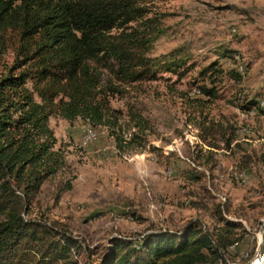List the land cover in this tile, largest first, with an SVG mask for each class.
Here are the masks:
<instances>
[{"label":"rangeland","instance_id":"374dc122","mask_svg":"<svg viewBox=\"0 0 264 264\" xmlns=\"http://www.w3.org/2000/svg\"><path fill=\"white\" fill-rule=\"evenodd\" d=\"M146 10L139 24L150 39L146 57L185 58L187 69L128 85L105 72L100 124L51 116L53 151L63 162L29 218L65 224L78 242L77 264H98L113 238L139 244L193 222L237 239L218 264H264V0H156ZM13 58L8 53L3 64ZM212 64L224 74L202 76ZM202 85L218 97L203 96ZM210 122L228 130L215 149L201 140ZM216 205L232 227L214 216Z\"/></svg>","mask_w":264,"mask_h":264},{"label":"trees","instance_id":"16d2710c","mask_svg":"<svg viewBox=\"0 0 264 264\" xmlns=\"http://www.w3.org/2000/svg\"><path fill=\"white\" fill-rule=\"evenodd\" d=\"M153 1L0 0V264H77L72 249L78 242L65 224L29 218L42 185L63 162L53 151L48 120L57 115L100 124L108 108L105 72L128 85L185 68V58L146 57L150 39L139 24ZM8 53L14 56L9 66L3 64ZM235 54L225 51L222 57L235 61ZM209 72V79L224 74L215 64L200 73ZM227 74L241 81L237 70ZM199 89L205 97H218L215 87ZM249 105L248 110L255 104ZM200 130L212 149L228 132L212 122ZM226 211L220 205L213 209L232 227L222 217ZM236 240L226 229L206 232L193 222L180 233L146 235L139 244L113 238L98 264H218Z\"/></svg>","mask_w":264,"mask_h":264},{"label":"bare ground","instance_id":"6f19581e","mask_svg":"<svg viewBox=\"0 0 264 264\" xmlns=\"http://www.w3.org/2000/svg\"><path fill=\"white\" fill-rule=\"evenodd\" d=\"M91 137H92V135L89 134V135H88V138L90 139Z\"/></svg>","mask_w":264,"mask_h":264}]
</instances>
